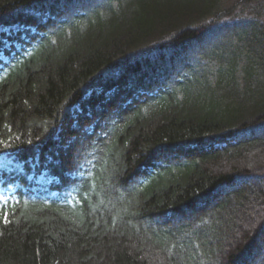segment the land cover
Instances as JSON below:
<instances>
[{"label":"trees","instance_id":"trees-1","mask_svg":"<svg viewBox=\"0 0 264 264\" xmlns=\"http://www.w3.org/2000/svg\"><path fill=\"white\" fill-rule=\"evenodd\" d=\"M1 155L0 264H264V0H0Z\"/></svg>","mask_w":264,"mask_h":264},{"label":"snow or ice","instance_id":"snow-or-ice-1","mask_svg":"<svg viewBox=\"0 0 264 264\" xmlns=\"http://www.w3.org/2000/svg\"><path fill=\"white\" fill-rule=\"evenodd\" d=\"M16 139H19L18 137ZM5 147H7V145H5ZM10 213L9 212H4L2 216H0V219L3 220V223L5 225H7L8 223H10Z\"/></svg>","mask_w":264,"mask_h":264},{"label":"rangeland","instance_id":"rangeland-1","mask_svg":"<svg viewBox=\"0 0 264 264\" xmlns=\"http://www.w3.org/2000/svg\"><path fill=\"white\" fill-rule=\"evenodd\" d=\"M6 162H8V163H10V161L9 160H7L5 157H1L0 158V166H2L4 163H6Z\"/></svg>","mask_w":264,"mask_h":264}]
</instances>
